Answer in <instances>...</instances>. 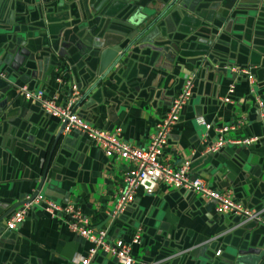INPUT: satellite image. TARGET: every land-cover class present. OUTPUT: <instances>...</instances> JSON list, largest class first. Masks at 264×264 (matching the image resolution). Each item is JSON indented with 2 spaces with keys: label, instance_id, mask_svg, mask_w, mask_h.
I'll return each instance as SVG.
<instances>
[{
  "label": "crops",
  "instance_id": "crops-1",
  "mask_svg": "<svg viewBox=\"0 0 264 264\" xmlns=\"http://www.w3.org/2000/svg\"><path fill=\"white\" fill-rule=\"evenodd\" d=\"M170 1L0 0V74L9 83L0 93V217L32 193L47 165L39 195L75 204L95 229L108 227L110 240L126 241L140 229L141 243L131 248L134 260L264 264V225L217 215L210 203L186 191L163 186L151 195L138 191L110 225L123 164L77 133L61 134L54 142L59 123L17 94L20 86L40 89L62 104L71 85H79L74 111L81 119L106 132L118 129L125 143L144 146L182 80L193 78L163 159L174 167L189 161L191 177L213 190L230 191L243 207L262 210L264 219V0H197L190 11L176 3L154 24L147 42H136L115 72L77 102L102 52L128 43L122 35L131 32L124 26L128 19L146 21ZM209 53L216 65L248 70L252 95L244 76L215 68ZM229 85L234 90L227 104L222 99ZM197 118L212 127L244 123L224 136L233 144L204 154L214 135L209 130L201 140ZM249 140L248 145L234 143ZM7 217L0 222V264H77L86 255L88 244L38 207L13 231L4 228ZM90 264L116 263L98 253Z\"/></svg>",
  "mask_w": 264,
  "mask_h": 264
},
{
  "label": "built area",
  "instance_id": "built-area-1",
  "mask_svg": "<svg viewBox=\"0 0 264 264\" xmlns=\"http://www.w3.org/2000/svg\"><path fill=\"white\" fill-rule=\"evenodd\" d=\"M235 75L244 76L250 85V95L252 79L246 69H229ZM0 79L4 76L0 74ZM193 78L186 77L182 80L177 94L171 99L167 111L161 120L155 124L149 134L148 142L144 146H135L125 143L119 138V130L106 132L95 128L74 111V105L79 92L74 85L70 87V95L59 104L56 97L44 96L42 90H29L25 86L16 88L18 96L24 102L35 103L40 111L53 119L59 125H63L62 134L77 133L93 146L97 147L106 158L116 160L123 164L119 182L113 195L112 206L108 213L109 224H113L133 202L136 192L143 195H151L158 186H163L170 190H182L189 192L196 197L207 201L212 205L213 212L217 215H230L238 217L243 223H256L264 225L262 210L247 209L235 202L230 191H217L198 177L189 175V161H183L178 167L171 166L162 153L171 128L178 122L181 112L191 96ZM62 79L57 78V83L62 84ZM234 85H229L227 97L222 102L229 104V97L233 94ZM256 105L261 108V104L255 98ZM196 125L202 128L201 140L206 138V132H213V140L204 149V154H214L224 146L233 144V141L224 136L240 129L244 121L239 119L224 126L212 127L202 118L195 119ZM206 140V139H205ZM250 140H257L251 138ZM234 142L235 144L248 145L251 141ZM40 208L49 218L63 222L70 233L82 239L88 244L84 258L77 259V264H90L94 257L100 253L108 255L116 264H143L134 260L131 256V248L139 246L141 243V230L135 229L128 240L108 238V227L95 229L90 218L84 214L79 207L72 203L57 204L43 196H36L31 202L23 205L20 209L12 212L6 218L4 228L6 231H13L23 221L28 211L33 208ZM218 255V253H217ZM153 264V263H151Z\"/></svg>",
  "mask_w": 264,
  "mask_h": 264
},
{
  "label": "water",
  "instance_id": "water-1",
  "mask_svg": "<svg viewBox=\"0 0 264 264\" xmlns=\"http://www.w3.org/2000/svg\"><path fill=\"white\" fill-rule=\"evenodd\" d=\"M196 1L197 0H171L166 5V8L163 11H161L160 13H157V15L147 17L146 21H143L141 19H139V20L136 19L135 21H131L130 19H128V21L126 22V24H124V26L126 28H128L129 31H131V32L128 34L127 33L122 34L123 37H125L128 40V43L125 44L124 46H120V42H118V43H116V46L108 47V49H105L102 52V54L100 55V58H99V62H98V66H97L96 71L93 73V75L88 74V77L86 79L87 80L86 86L88 88H87L86 92H84V94L78 99L77 102L84 99L90 92H92L96 87H98L102 83V81L107 77V75H109L111 72H115V67L119 65L122 57L126 54V52H128L132 48V46L134 44H136V42H138L139 44L146 43L147 40L149 39L148 37L150 35L151 29L154 26V24H156L166 14V12L169 9L173 8V6L176 3H179V6H181L182 8L188 7L186 9H188L190 11L191 7L194 5V2H196ZM188 2H189V4L187 6ZM156 12H158V10L155 11V13ZM134 28H135V30H134ZM170 46L172 47V44H170ZM212 54L213 53H209V55L207 56V59L211 60V64H213L212 66H215V68L218 66V68H221V69L223 68L222 70L226 71L225 68L231 69L234 67L232 65H227V64L216 65L218 63H216L215 61L212 60V58H213V57L211 58ZM202 55L204 56V55H206V53L202 54ZM201 66H202V64H201ZM206 67H207V65H206ZM249 74L251 75L250 72H249ZM8 84H6L4 80L0 79V93H4V91L7 90L8 86H9ZM75 89L79 92L80 91L79 85H77V86L75 85ZM62 130H63V125H60L59 130H58L57 134L55 135L54 142H56L58 140V138L61 136ZM51 150H52V148H51ZM46 168H47V165L44 167L42 174H41V177L39 179L38 185L32 191V193H30V195L27 196L24 201H21L20 203H17L16 205L11 206L7 211H5L3 213V215L0 217V222L7 215H10L15 210L20 209L23 205L28 204L36 196L39 195L41 186H42L44 179H45Z\"/></svg>",
  "mask_w": 264,
  "mask_h": 264
}]
</instances>
